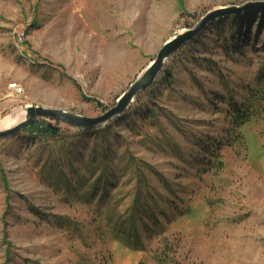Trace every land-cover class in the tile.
<instances>
[{"label":"rangeland","instance_id":"rangeland-1","mask_svg":"<svg viewBox=\"0 0 264 264\" xmlns=\"http://www.w3.org/2000/svg\"><path fill=\"white\" fill-rule=\"evenodd\" d=\"M250 1L0 0V130L29 105L103 114L170 37ZM137 96L93 131L0 138V264H264V7L211 21ZM233 103L257 116L234 130Z\"/></svg>","mask_w":264,"mask_h":264},{"label":"water","instance_id":"water-1","mask_svg":"<svg viewBox=\"0 0 264 264\" xmlns=\"http://www.w3.org/2000/svg\"><path fill=\"white\" fill-rule=\"evenodd\" d=\"M257 6L264 7V1H250L242 6L232 5L215 9L208 12L196 26L190 29H184L170 37L158 51L156 56L150 61L147 68L134 80L133 83H131L128 89L117 98L116 105L106 110L103 114L96 117H89L65 109L29 105L26 108L24 119L11 129L0 130V138L21 130L36 118L60 120L70 126L83 129L84 131L98 129L115 116L124 113L141 91L153 86L157 77L162 72L167 59H169L172 54L176 53L187 42L192 41L211 21L226 14H232L249 7ZM47 126L49 128H54L51 123H47Z\"/></svg>","mask_w":264,"mask_h":264},{"label":"trees","instance_id":"trees-1","mask_svg":"<svg viewBox=\"0 0 264 264\" xmlns=\"http://www.w3.org/2000/svg\"><path fill=\"white\" fill-rule=\"evenodd\" d=\"M230 108H231L230 123L234 127V130L241 128L245 123L249 122L251 119L257 116L252 106L250 107V103L244 105L233 103L232 106H230ZM28 127H32L33 129L42 127L44 131L52 132L51 128H49L47 124H45L43 119L33 121L31 124L28 125Z\"/></svg>","mask_w":264,"mask_h":264},{"label":"bare ground","instance_id":"bare-ground-1","mask_svg":"<svg viewBox=\"0 0 264 264\" xmlns=\"http://www.w3.org/2000/svg\"><path fill=\"white\" fill-rule=\"evenodd\" d=\"M23 118H24V114L21 113V114H19V115L16 116V117L6 119V120H8V125H9L8 127H11V126H13L14 124H17V123L20 122ZM0 126H1V125H0ZM8 127H6V128H8ZM3 128L6 129V128H5V125H4ZM0 129H2V128L0 127Z\"/></svg>","mask_w":264,"mask_h":264},{"label":"built area","instance_id":"built-area-1","mask_svg":"<svg viewBox=\"0 0 264 264\" xmlns=\"http://www.w3.org/2000/svg\"><path fill=\"white\" fill-rule=\"evenodd\" d=\"M11 88L14 89L16 92H20L21 91V88L20 86H18L17 83H12L10 84Z\"/></svg>","mask_w":264,"mask_h":264},{"label":"crops","instance_id":"crops-1","mask_svg":"<svg viewBox=\"0 0 264 264\" xmlns=\"http://www.w3.org/2000/svg\"><path fill=\"white\" fill-rule=\"evenodd\" d=\"M148 34H149V36H150L151 32H149Z\"/></svg>","mask_w":264,"mask_h":264}]
</instances>
